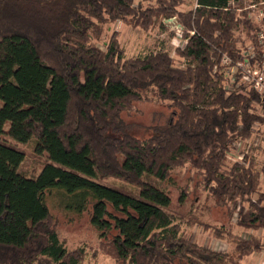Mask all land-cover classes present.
I'll return each instance as SVG.
<instances>
[{"label":"trees","instance_id":"16d2710c","mask_svg":"<svg viewBox=\"0 0 264 264\" xmlns=\"http://www.w3.org/2000/svg\"><path fill=\"white\" fill-rule=\"evenodd\" d=\"M228 2L196 0L185 11L186 0H0V264H84L89 255L121 264H240L264 250L262 235L233 231L264 230V161L256 147L229 161L239 142L264 140L256 128L264 122L250 111L254 92L226 89L223 57L239 62L256 32ZM173 17L187 40L176 56H128L111 29L120 20L164 31ZM138 101L171 111L144 138L122 116ZM29 140L46 157L33 177L18 171L26 153L17 143ZM178 169L194 173L231 223H202L171 208L168 189L151 179L171 185ZM52 190L67 210L89 214L97 247L67 246L46 201ZM186 195L188 187L181 204ZM197 225L228 238L233 255L196 241L187 227Z\"/></svg>","mask_w":264,"mask_h":264},{"label":"rangeland","instance_id":"374dc122","mask_svg":"<svg viewBox=\"0 0 264 264\" xmlns=\"http://www.w3.org/2000/svg\"><path fill=\"white\" fill-rule=\"evenodd\" d=\"M195 2L196 0H186V3L181 6V9L185 11L189 10L194 6ZM176 22V19H174V21H167L165 23L167 29L164 31L160 28L145 31L141 28H134L126 25L119 20L111 23V29L120 32L119 40L121 45L125 48L128 56L149 53L152 51H170L176 56V49L184 46L187 41L183 37V32L178 31V24ZM171 32H174V34L172 35ZM170 112V109L166 105L159 102L138 101L135 103L133 110L124 112L122 116L125 121L131 125L130 132L137 137L144 138L150 135V127L152 125L165 123ZM257 127L264 129L263 126H259L258 124ZM8 128L9 124L6 126V129ZM1 138L10 142H15L6 134H3ZM258 143H260V145H258ZM17 144L23 148L26 153L25 159L20 165L18 171L29 177L38 175L46 161V157L35 153L34 140ZM248 145L252 146V148L256 147V158L263 162L264 140H259L253 135L248 142ZM237 159V153L230 154V163ZM151 180L157 185L162 187L165 186L168 189L169 195L172 199V209L176 211L182 210L183 212L192 214L202 223L208 222L218 226L231 223L227 207L218 205L206 191L198 188L196 183L197 179L194 177V173L187 169H178L174 172L171 185L167 183H157L155 180ZM105 182L109 185L120 186L126 190H133L134 192L138 191L137 188L115 178H110ZM262 183L264 188V177L262 178ZM185 187L189 188V195H186L187 197L184 204H181L179 200L182 196V189ZM64 200L66 201V198L61 191L52 190L48 191L46 194V201L57 224L60 237L66 242L69 248L83 246L87 248L97 247L100 239L97 230L90 223L89 214L86 212L78 214L74 211L67 210L64 207ZM233 228V231L236 234L242 235L243 231L239 226H234ZM187 229L199 243L211 246L215 249L226 248V250L233 255V245L228 238L220 240L219 238L214 237L210 231H205L203 227L198 225L187 227ZM244 235L248 236L246 233ZM262 236L264 237V232L262 233ZM256 257H259L258 254L247 256L241 261V264H251V261H254ZM93 260L94 259L90 258L89 255L84 264H121L104 255H99L98 261ZM254 263L264 264V258Z\"/></svg>","mask_w":264,"mask_h":264},{"label":"built area","instance_id":"2783aa9c","mask_svg":"<svg viewBox=\"0 0 264 264\" xmlns=\"http://www.w3.org/2000/svg\"><path fill=\"white\" fill-rule=\"evenodd\" d=\"M225 9H233L239 15L247 16L256 25L254 39L246 43L241 60L233 63L227 56L222 59L228 77L226 89L230 92L239 89L247 96L254 92L257 98L254 100L255 107L250 111L256 112L264 122V0H229ZM174 19L176 17L165 19L164 22L174 21ZM176 23L178 24V22ZM177 28L179 32H183V27L180 24ZM192 33L194 32L192 31ZM256 128H258L257 125ZM248 142L242 141L237 144L239 160L252 149ZM262 232L263 230L256 232L252 229L251 233H246L248 236H243L249 238L251 235H261Z\"/></svg>","mask_w":264,"mask_h":264},{"label":"crops","instance_id":"0c3cea01","mask_svg":"<svg viewBox=\"0 0 264 264\" xmlns=\"http://www.w3.org/2000/svg\"><path fill=\"white\" fill-rule=\"evenodd\" d=\"M241 228V230L243 231V233H242V235H244L245 233H248V232H252V230H250V231H247V232H245V230H243V228L242 227H240ZM256 232L257 231H259V230H255ZM254 232V231H253ZM264 232V231H263ZM262 232V233H263ZM255 233V232H254ZM262 233H261V235H262ZM241 235V234H240ZM253 254H258V256L259 257H256V259L254 260V261H251V264H255L254 262H257V261H260L261 259H263L264 258V251H262V252H260V253H253ZM253 254H251V255H253ZM250 256V255H249ZM247 257V256H246ZM244 260V259H243ZM242 260V261H243ZM248 263V262H247ZM240 264H241V262H240Z\"/></svg>","mask_w":264,"mask_h":264}]
</instances>
